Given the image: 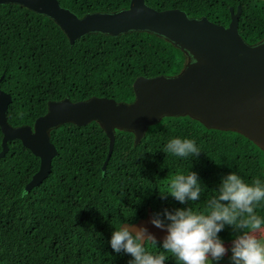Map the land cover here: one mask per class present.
Wrapping results in <instances>:
<instances>
[{
  "label": "trees",
  "instance_id": "16d2710c",
  "mask_svg": "<svg viewBox=\"0 0 264 264\" xmlns=\"http://www.w3.org/2000/svg\"><path fill=\"white\" fill-rule=\"evenodd\" d=\"M130 0H58L80 17L112 12ZM157 9L178 8L189 17L205 16L226 26L239 9L238 32L252 44L264 36V0H144ZM185 61L182 52L155 34L131 31L117 36L90 33L71 45L48 17L16 4H0V89L9 93L6 117L13 126L32 125L48 100L105 96L133 99L136 76L173 75ZM172 138L193 139L201 152L180 158L163 150ZM1 140V132H0ZM56 149L48 175L27 196L25 183L39 159L19 140H8L0 157V264H128L132 259L110 245L114 228L164 209L191 207L205 211L217 195L222 177L234 172L247 182L262 172V151L234 131L205 128L188 116H164L146 128L137 144L133 134L114 130L104 169L108 140L94 121L63 123L50 131ZM196 172L201 198L180 204L162 199L177 173ZM256 212L264 217V203ZM230 226L218 233L223 243L235 238ZM159 242V240H157ZM159 247V244H158ZM153 252L162 249H150ZM165 264H176L169 255Z\"/></svg>",
  "mask_w": 264,
  "mask_h": 264
},
{
  "label": "water",
  "instance_id": "95a60500",
  "mask_svg": "<svg viewBox=\"0 0 264 264\" xmlns=\"http://www.w3.org/2000/svg\"><path fill=\"white\" fill-rule=\"evenodd\" d=\"M0 4H16L48 17L70 45L90 33L117 36L143 31L162 37L185 56L181 69L173 75L136 76L130 102L105 96L72 101L65 96L48 100L45 112L32 125L8 123L6 109L11 96L0 89V157L7 151L6 142L16 139L39 159L24 190L38 185L49 173L56 155L50 141L53 128L63 123L82 126L96 122L108 140L101 165L104 169L115 129L131 132L133 144H137L146 128L164 116H188L205 128L243 135L262 151L264 175V36L252 44L242 39L239 9H229L230 20L223 26L205 16L189 17L178 8L157 10L144 0H130L126 8L117 11L88 12L80 17L58 0H0ZM152 216L148 207L143 217L131 223L145 226L162 241L166 229L153 226ZM124 223L128 222L122 226Z\"/></svg>",
  "mask_w": 264,
  "mask_h": 264
},
{
  "label": "clouds",
  "instance_id": "9594fccd",
  "mask_svg": "<svg viewBox=\"0 0 264 264\" xmlns=\"http://www.w3.org/2000/svg\"><path fill=\"white\" fill-rule=\"evenodd\" d=\"M163 151L185 159L201 152L196 142L188 138L170 139ZM203 190L197 173L189 171L174 175L160 194L162 199L170 195L180 204L189 205L201 198ZM27 195L26 190L21 193L22 197ZM262 203L264 182L255 178L247 183L231 172L222 177L217 195L207 201L205 211H193L187 206L153 214L150 223L166 229L162 241L158 242L145 226L129 220L114 228L110 245L114 252L132 257L128 264H165L169 255L176 264H213L229 252L218 236L227 225L237 233L230 247L231 264H264V217L256 212ZM157 248L162 251L150 250Z\"/></svg>",
  "mask_w": 264,
  "mask_h": 264
},
{
  "label": "rangeland",
  "instance_id": "374dc122",
  "mask_svg": "<svg viewBox=\"0 0 264 264\" xmlns=\"http://www.w3.org/2000/svg\"><path fill=\"white\" fill-rule=\"evenodd\" d=\"M232 242L230 243H224L225 247L229 248V252L220 260V261H213V264H231L230 261V247H231Z\"/></svg>",
  "mask_w": 264,
  "mask_h": 264
}]
</instances>
